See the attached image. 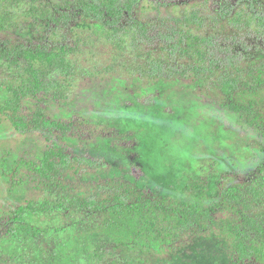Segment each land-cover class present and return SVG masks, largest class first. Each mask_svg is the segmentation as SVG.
Segmentation results:
<instances>
[{"label":"rangeland","instance_id":"rangeland-1","mask_svg":"<svg viewBox=\"0 0 264 264\" xmlns=\"http://www.w3.org/2000/svg\"><path fill=\"white\" fill-rule=\"evenodd\" d=\"M40 1L49 8L63 5V0ZM150 1L140 2L133 17L153 28L151 33L178 28L177 41H186L174 60L158 43L139 40L128 25L114 29L78 15L56 28L30 17L38 8L31 0L18 7L0 0V18L6 10L14 15L9 29L0 33V44L35 50L15 59L0 55V107L12 102L8 113L13 115L30 118L40 112L71 124L73 133L62 137L68 150L102 165L81 175L66 173L65 192L43 186L32 163L40 160L47 142L39 131L18 134L0 112V264H264L256 257L240 260L229 237L245 219L264 227V37L252 35V14L238 0H181L167 8ZM256 1L264 9V0ZM194 16L201 22H193ZM213 34L228 40L234 53L250 56L214 77L198 78L191 71L148 77L155 60L180 72L202 66L199 40ZM53 52L71 69L63 96L47 101L41 93L27 94L31 71L48 73L56 67ZM229 76L241 77L239 90L222 91ZM118 181L171 203L199 201L212 210L215 226L203 235H182L170 248L147 250L131 238L103 231L105 218L72 204L59 214L28 213L30 228L10 223L29 202L55 203L66 195L103 199L105 191L98 186ZM251 189L260 195L257 202ZM234 195L243 199L240 204L227 203ZM253 238L263 242V252L264 236L254 232Z\"/></svg>","mask_w":264,"mask_h":264},{"label":"trees","instance_id":"trees-1","mask_svg":"<svg viewBox=\"0 0 264 264\" xmlns=\"http://www.w3.org/2000/svg\"><path fill=\"white\" fill-rule=\"evenodd\" d=\"M6 1L10 2L11 6L18 7L21 6L20 3L26 0ZM31 1L33 6L38 5V8L35 7V10L30 14V17L32 16L37 22L47 21L56 28H63L69 25L74 17L83 15L109 28L117 29L123 25H128L135 31L134 33L139 40L158 43L169 60H174L183 53L181 43H185L186 40L181 37V42L177 41L180 37L178 28H168L166 32L156 31L153 34L151 33V31H154L153 28H149L150 26L139 22L133 17L134 9L140 2L145 0H113L109 4L100 3L96 0H63V5H57L53 8L44 6L40 0ZM180 1L151 0L150 2L157 8H167L176 5ZM236 4H247L248 12L252 14V21L256 25L252 35H258L263 41L264 9H258L256 0H238ZM227 13L223 11L224 16ZM13 16L10 15L9 10H6L0 18V33L9 29ZM193 20L195 23L201 22L197 19V16H194ZM199 45L203 50L201 52L202 66H189L180 72L178 68H174L173 64H166L163 60H155L147 71L148 77L151 79L169 78L175 74L185 75L190 71L198 78L214 77L220 70H229L231 67H236L247 56H250V54H245L249 53L246 51L234 53L233 46H229L228 40H222L220 35L213 34L203 37L199 40ZM40 50L45 51L44 48ZM33 53H35V50L25 44L14 46H9L7 43L0 44V55L3 58L15 59ZM49 55L50 59L55 61L51 62L56 63V67L53 69L48 68V73H44L43 70L31 71L27 94L35 97L41 93L47 101H54L57 97L63 96L61 89L66 87V78L71 77L69 73L71 69L63 57L57 58L59 56L57 53L53 52ZM56 71H59L58 76L51 78ZM63 72L68 73L64 74ZM241 80V77L238 76H229L223 79L222 91L230 93L239 90ZM41 101L43 102V100ZM47 101L44 103L47 104ZM11 103L8 102L6 105L1 106L0 112L5 114L15 132L26 135L34 130L39 131L47 142L40 160L32 163V170L43 182V186L59 191V193L65 192L68 187L62 182V177L66 173L73 171L77 175H81L102 167L98 160L71 153L67 145L62 142V137L67 136L70 132L73 133L74 129L71 124L50 120L40 112L32 114L30 118L20 113L13 115L14 112L8 113L10 106H12ZM232 109L238 111L239 107L232 106ZM98 188L105 191V198L100 199L96 196H90L72 200L66 195V198H58L59 200H56L55 203L45 199L39 204L29 202L28 205L20 207L15 212L16 215L10 219L13 222L10 223L16 224L21 229L30 228L29 223L25 222L28 213L42 216L59 214L65 211L67 204H72L87 214L100 215L103 219L105 218L107 222L102 228L103 231L113 232L119 235L120 239L131 238L135 244L143 245L147 250L170 248L180 241L182 235H203L215 226L212 210L199 201H194L195 203L190 201L183 204L180 202L171 203L165 197L151 198L133 185L119 181L115 185H101ZM190 191H195V189ZM249 193L250 195L253 193L254 201H256L257 196L260 197L258 193L252 192V189ZM242 200L241 197L234 195L230 196L227 203L238 205ZM244 221V226H236L229 234V237L234 238L233 250L240 260L256 257L257 260L264 261L263 242L253 238L254 232L264 236V227L254 220L245 219ZM23 222L25 223L23 224ZM221 228L223 229V227ZM247 229L252 231V234ZM33 231H35L34 227L32 228ZM258 244L260 247L257 246Z\"/></svg>","mask_w":264,"mask_h":264}]
</instances>
